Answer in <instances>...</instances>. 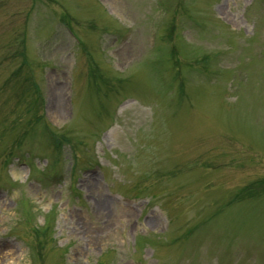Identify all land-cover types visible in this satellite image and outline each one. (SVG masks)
<instances>
[{
    "label": "rangeland",
    "instance_id": "1",
    "mask_svg": "<svg viewBox=\"0 0 264 264\" xmlns=\"http://www.w3.org/2000/svg\"><path fill=\"white\" fill-rule=\"evenodd\" d=\"M0 264H264V0H0Z\"/></svg>",
    "mask_w": 264,
    "mask_h": 264
},
{
    "label": "bare ground",
    "instance_id": "2",
    "mask_svg": "<svg viewBox=\"0 0 264 264\" xmlns=\"http://www.w3.org/2000/svg\"><path fill=\"white\" fill-rule=\"evenodd\" d=\"M58 87L55 84H52L48 87V100L50 106H60L61 104V97L58 92ZM91 184H94V181L90 180Z\"/></svg>",
    "mask_w": 264,
    "mask_h": 264
}]
</instances>
